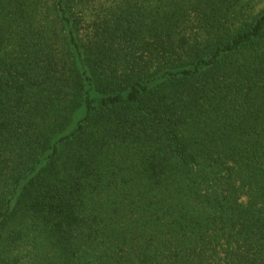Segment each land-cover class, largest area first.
<instances>
[{
  "label": "trees",
  "instance_id": "16d2710c",
  "mask_svg": "<svg viewBox=\"0 0 264 264\" xmlns=\"http://www.w3.org/2000/svg\"><path fill=\"white\" fill-rule=\"evenodd\" d=\"M256 0H0V264H264Z\"/></svg>",
  "mask_w": 264,
  "mask_h": 264
},
{
  "label": "rangeland",
  "instance_id": "374dc122",
  "mask_svg": "<svg viewBox=\"0 0 264 264\" xmlns=\"http://www.w3.org/2000/svg\"><path fill=\"white\" fill-rule=\"evenodd\" d=\"M263 9H264V0H256L254 2L251 15L255 17Z\"/></svg>",
  "mask_w": 264,
  "mask_h": 264
}]
</instances>
